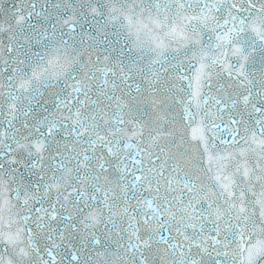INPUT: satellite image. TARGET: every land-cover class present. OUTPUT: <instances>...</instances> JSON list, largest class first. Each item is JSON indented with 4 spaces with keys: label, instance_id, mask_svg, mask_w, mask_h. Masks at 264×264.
I'll list each match as a JSON object with an SVG mask.
<instances>
[{
    "label": "snow or ice",
    "instance_id": "obj_1",
    "mask_svg": "<svg viewBox=\"0 0 264 264\" xmlns=\"http://www.w3.org/2000/svg\"><path fill=\"white\" fill-rule=\"evenodd\" d=\"M0 264H264V0H0Z\"/></svg>",
    "mask_w": 264,
    "mask_h": 264
}]
</instances>
